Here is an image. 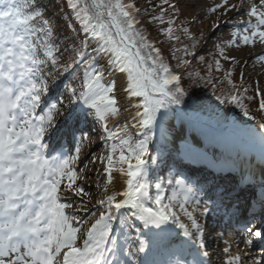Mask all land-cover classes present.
<instances>
[{"label": "snow or ice", "instance_id": "snow-or-ice-1", "mask_svg": "<svg viewBox=\"0 0 264 264\" xmlns=\"http://www.w3.org/2000/svg\"><path fill=\"white\" fill-rule=\"evenodd\" d=\"M64 3L74 23L66 25L68 42L62 48L53 22L36 0H0V264H213L199 222L210 209L208 201L201 207L198 183L182 173L170 174L156 180L153 195L149 161L152 166L163 162L166 122L185 113L183 107H172L186 103L185 73L213 89L227 84V92L216 99L240 109L249 120L256 119L249 107L255 104L261 114L258 129L243 132L262 148L264 91L257 82L249 95V88L233 82L231 70L219 82L188 71L194 61H204L197 48L203 32L194 34L180 20L195 0H147L141 6L137 0ZM203 11L216 14L212 34L233 29L231 38L214 45L216 72L223 70L222 60L236 59L226 49L264 45V0H218ZM233 16L247 19L230 24ZM197 22L193 15L187 23ZM75 25L79 28L72 37ZM152 28L156 39L150 38ZM177 33L188 43L165 48L168 42H181ZM166 55L183 71H173ZM249 58L264 61V51ZM212 71L209 64V75ZM61 74L71 78L63 92L55 79ZM109 120L116 121L115 130ZM92 123L100 125L104 149L85 163L91 155L83 149ZM177 138H183L182 128ZM193 142L199 143L195 137ZM154 143L157 154L150 156ZM175 151L195 154V149ZM97 160L102 171L95 168ZM90 167L97 174L95 191L88 183ZM117 173L122 190L115 189ZM231 179V188L208 200L212 210L223 209L238 225L244 249L237 244L234 252L232 243H226L220 264H264V254L248 251L257 242L264 246V181L256 192L243 173ZM241 199L247 202L244 212L231 202ZM252 201L259 212L252 211ZM178 237H183L179 245ZM161 254L164 258L158 259Z\"/></svg>", "mask_w": 264, "mask_h": 264}, {"label": "rangeland", "instance_id": "rangeland-1", "mask_svg": "<svg viewBox=\"0 0 264 264\" xmlns=\"http://www.w3.org/2000/svg\"><path fill=\"white\" fill-rule=\"evenodd\" d=\"M144 1L145 0H137L138 5H144ZM193 0H189V3H192ZM214 2H218V0H195V6L191 9L189 8H185L183 10V16L186 18V24L188 25V27L190 28L191 32H203V37L207 36L206 39H204L201 43H200V50L201 53H204L207 55V53H209L212 49L214 50V45L216 44H220L222 40H226L231 38L230 37V33L233 30L231 27L229 28H221L217 31H215V34H212V32H210L211 26L213 21L216 20V14H211V13H207L205 11H203V9H205L208 6H211ZM193 15H197L199 18V22L195 23L194 25L192 24H188L187 22L191 20V17ZM234 19V20H233ZM247 19V17H241V16H234V18L231 19V21L229 22L230 24L236 21H242ZM221 23H223V20H221ZM56 35L59 34H63L66 35L67 32H69V30H66L63 26H57L56 29ZM73 31V30H72ZM71 31V32H72ZM156 39V38H155ZM58 42V40H57ZM157 46H160L159 44H157ZM165 47V46H164ZM166 48V47H165ZM246 50V51H245ZM248 50V51H247ZM260 47L255 45V46H244L242 48H232V49H226L225 52L227 55H229L230 57H235V60H228V61H223L222 63L224 64V66L226 67V69H230L232 71V74L234 76V78L236 79V83H242V86L245 88H249V94L250 95H254V90L257 86V82L259 83V87L262 91H264V85L262 84V81L264 80V61H256L250 57V54L254 55L257 54L260 51ZM169 65L170 67L173 65V60L169 59ZM237 61H239V63H237ZM103 63V62H102ZM240 73L244 74V79L241 82L240 80ZM65 75V74H64ZM63 75H59L56 76V82L58 84V91L63 92L64 91V84L68 83L67 81L63 80ZM79 81H73V86H75L76 84H78ZM183 85H186L185 80H183ZM49 86H52V78H49ZM174 109L175 107L172 106ZM252 109V113L253 115L256 117L255 120L260 119V113L257 111L256 105L252 104L249 106ZM223 109L217 110L215 112V114L211 115V116H202V117H196L200 120H206V119H213V118H217V117H222L225 119V123L226 124H230V125H236L239 123L240 119H245V120H249L247 117H245L241 110L229 105V104H224V106L222 107ZM90 120L92 118H89ZM182 116L180 119H176L173 118L174 122L176 124H179L181 122ZM255 120H251V121H255ZM109 123V122H108ZM91 125H93V128L90 131V142H86L84 147H88L91 145V142H94L97 145V149H98V153L95 151V149L93 150V152L100 154L103 149H104V144L103 141L100 140V125L99 124H95L92 123ZM110 127V126H109ZM134 131V130H133ZM233 130H227L226 133L232 132ZM238 135L243 136L244 138L247 137L246 135H244V132L242 130H238L236 128V132ZM248 141L251 140V138L247 139ZM254 142H256L257 140H254ZM185 140L183 139H177L174 141V143L172 144L174 146V148L176 150H180L181 153L187 152L189 149H195L194 147H196V145H192L189 144L187 142V147L185 146ZM190 146V147H189ZM194 146V147H193ZM171 148L170 146H164L163 147V155L161 156V160L163 162L159 163L157 166L154 167V173L152 175V185L154 187V184L156 182V180L160 177H163L164 175V171H165V162L167 161V151L169 148ZM74 148V147H73ZM72 148V151H74V149ZM197 149H195V154H189L187 156L184 155H180L183 159L182 163H179L178 160H175L173 162V168H174V172L175 173H182L185 177L189 178L190 182L192 183H196V181H193L191 179V175H189V172L187 171L186 168L191 167L190 165H187L184 163L186 162H192L193 160H199L204 158V151L202 148H198V146L196 147ZM95 154V156L97 155ZM157 154V147L153 153V155ZM79 162H77V167L79 166ZM191 164V163H190ZM84 165L81 164L79 168H83ZM91 170H94V168L90 167ZM101 171H102V167H100ZM91 176V180L90 183L88 181L89 184L93 185L94 183V178H93V173L90 172L89 174ZM189 175V176H188ZM103 182V177L101 176V183ZM95 185V184H94ZM199 186V185H198ZM92 190L95 191V188L92 187ZM203 188L201 189L199 195L201 197V207L204 206L205 203V196L201 195ZM153 194H155V187H154V192ZM203 196V197H202ZM94 203V201H93ZM191 210V209H190ZM182 218H184L182 216ZM208 221L207 218L200 217L199 218V222L200 223H204V221ZM209 232H211V229H207ZM221 231V235L219 237L216 238V244H218V246H220L222 244L223 241H228L231 242L230 238L231 236H233V233L230 232V229H219V230H215L214 232H212L213 234H216L218 232ZM134 234V233H133ZM211 237V236H210ZM240 249H244V245L243 244H238ZM261 247L259 245H257L255 247H252L250 249V251L253 252L254 255H258V253L256 252V250ZM214 248H212L213 250ZM221 257H222V253H220ZM213 260V264H220L221 259H217L216 257H212ZM214 260H220L219 261H214Z\"/></svg>", "mask_w": 264, "mask_h": 264}, {"label": "bare ground", "instance_id": "bare-ground-1", "mask_svg": "<svg viewBox=\"0 0 264 264\" xmlns=\"http://www.w3.org/2000/svg\"><path fill=\"white\" fill-rule=\"evenodd\" d=\"M234 18V16L232 17ZM231 18V19H232ZM234 20V19H233ZM257 46L260 47V51L258 53H261L262 51H264V45H260V44H256ZM246 51V50H245ZM248 51V50H247ZM119 75V74H117ZM115 77H113L114 79ZM106 79H108V77L106 76ZM262 84L264 85V80L262 81ZM258 121L259 119L255 120V121H246L245 119H240L239 123L236 125H230V124H226L225 123V119L222 117H217V118H213V119H208L205 120L204 125L202 126H198L197 123H190L188 120L182 118L181 122L179 124H176L173 120V118H170L167 122H166V130L167 133L170 134V137H168L170 140H174L177 138V133L178 131L182 128L183 129V138L184 140H189L191 142H193V137H195V139L197 141H199V145L198 148H201V145H206V149L207 150H211V151H221L225 148H228V144L230 145V148H228L229 151L233 150V151H237V153L232 152L230 156L231 157V161H236L238 162L237 164L235 163V167L234 168H238L237 170L241 171V173H243L244 175H249L251 178L254 179H260V181L258 180V185L261 184L262 181H264V175H262V173H264V148H262L259 140H257L256 142L253 141V139H251L250 141H248L247 139L249 137H243L238 135L236 132V128L238 130H244L248 127H253V128H257L258 129ZM123 123H125V121L123 119H121L119 121V124L122 125ZM109 126L110 128H112L113 130H115L116 128V121L111 120L109 122ZM233 130L232 132L226 133L227 130ZM205 130V132L203 131ZM205 142V144H204ZM194 144V142H193ZM157 145L156 143H154L153 145L150 146V152L149 155H153L155 149H156ZM222 147H224L222 149ZM240 147V149H238ZM95 149V151L98 153V149H97V145L94 142H91L90 146H86L84 147V151L85 152H90L91 155L88 156V160L85 161V163H88L89 161H91L93 159V157L95 156V152H93V150ZM226 150V149H225ZM205 152V151H204ZM223 152H225L223 150ZM53 155H55V153H53ZM204 155L206 156V158H210V155H214L213 152L211 153H204ZM250 155L251 157L248 158L247 156ZM227 158H229L227 156ZM81 159H83V156L81 157ZM81 164H79L78 167H80ZM213 166V165H212ZM102 167V165L100 164V162L97 160L95 168H100ZM154 167L151 165V161H149V174H150V179L154 173ZM221 167V166H219ZM94 168V169H95ZM211 168V167H210ZM218 168V166H217ZM221 171H223V169L221 168ZM93 173V178L94 181L97 178V174L96 171L91 170L89 168V174ZM219 174V172H218ZM117 176V180L115 183V189L116 190H122L123 188V183L122 180L119 179V174H115ZM220 179L226 181L229 183V185L232 187L233 186V181L231 179V177H225L224 175L220 176ZM152 181V180H151ZM193 181H196L201 187L205 186L206 184L203 183L201 180L195 178L193 179ZM90 183V181H89ZM93 188H95V185H92ZM226 187V186H225ZM225 187H223L220 191L225 190ZM255 187V186H254ZM209 190V193H206L209 197H214L212 196V191L214 190V186L207 187V191ZM219 191V192H220ZM255 191H257L255 189ZM261 191V188L258 190ZM150 192L153 194L154 192V187L153 185L150 187ZM205 194V195H206ZM154 195V194H153ZM208 197V198H209ZM217 197V196H216ZM215 197V200H216ZM207 198V199H208ZM246 199H241L239 201V204L237 203L238 207L240 208L241 212H244V209L246 207ZM254 207L252 208V211L255 212H259V205L255 203V201L251 202ZM208 207L210 209V204L208 203ZM206 217V216H204ZM215 218V217H212ZM138 223V222H137ZM202 224V223H201ZM204 226V240L206 239L205 244L211 245L209 247L210 249V253H213L212 257H216L217 259H221V255L220 253H222V249L226 246V243H232V247H233V251H236V247L237 244L239 243V232L237 231L236 235L231 236L230 240L231 242L228 241H223L222 244L220 246H218V244H216V238L219 237L221 235V232H218L216 234H212L211 232H209L207 229H212L211 225H214L212 223H208V225L206 223L202 224ZM207 226V227H206ZM173 228L174 231H176L175 226H171ZM209 227V228H208ZM211 233V234H210ZM211 235V239L208 238V236ZM214 236V237H213ZM242 244V243H241ZM211 248H214L213 250H211ZM249 252H251L253 254L252 251H250V249L248 250ZM262 251H260L261 253ZM254 255V254H253ZM214 261H219L220 260H214Z\"/></svg>", "mask_w": 264, "mask_h": 264}, {"label": "trees", "instance_id": "trees-1", "mask_svg": "<svg viewBox=\"0 0 264 264\" xmlns=\"http://www.w3.org/2000/svg\"><path fill=\"white\" fill-rule=\"evenodd\" d=\"M147 2V0H145L144 4ZM158 2V0H157ZM36 3L38 6H40L41 10L45 12V16L46 18L50 19L54 26L55 29H57V26H63L66 30L67 27L66 25H70L73 24L74 22L69 18L70 13L69 10L67 9L64 0H36ZM181 21H185L186 22V18L182 15L180 17ZM185 26H188L185 23ZM79 26L75 25V29L70 32V35L72 37L76 36L77 31H78ZM57 31V30H56ZM194 34H199L198 32H193ZM149 34H150V38L154 39L155 35L157 34L154 30V28H152L151 30L149 29ZM178 35H180V43L177 44L175 42H168L167 44H165V47L168 48L169 46L172 47H183L185 44L188 43L187 40H185V38L183 37V35H181L180 33H177ZM69 36V32L66 33V35H59L57 34V40L58 43H60L61 47L63 48L64 43H67L68 41L65 39V37ZM201 37V41H202ZM200 44L197 46L198 48V55L204 57V61H199L196 60L193 62L192 67L188 69V71H195V72H199L201 76L205 77V80L208 79H212V80H216L217 82H219L220 80L223 79L224 76V72L230 69H226V67L223 65V70L220 72H216L215 71V64H214V56L216 54V49H212L209 53L204 54L201 53V50L199 49ZM180 53H178L179 55ZM190 59V58H189ZM166 60L169 63V59L166 55ZM212 64L213 66V71L212 73L209 75L208 73V65ZM172 68L175 71H178L179 69L176 68V61L173 60V65ZM183 69H181L180 72H182ZM64 75V74H62ZM65 80H67L69 82V80L71 79L68 76H64ZM183 80H185L186 85L182 86L185 88V90L187 91L188 95L185 97V105H180L181 107H183L185 109V111L187 113H190L192 115H205V116H211L213 115L216 110L222 108L224 106V104L226 103H220V101H218L216 99L217 95H220L221 92H227L228 90V86L227 84L221 85L220 83H217L216 88L213 89L211 83H206L204 80H200V81H195L193 79H189L187 77V74L185 73ZM232 80L234 83H236V79L234 78L233 74H232ZM237 84V83H236ZM238 85H240L238 83ZM249 94V93H248ZM250 95V94H249ZM245 103H249V102H245ZM251 105V103H249V106ZM175 156H171L170 159H174ZM170 165V164H169ZM172 173V168L169 167L166 171H165V176L168 177L170 174Z\"/></svg>", "mask_w": 264, "mask_h": 264}]
</instances>
